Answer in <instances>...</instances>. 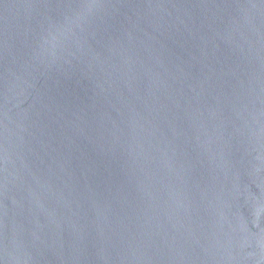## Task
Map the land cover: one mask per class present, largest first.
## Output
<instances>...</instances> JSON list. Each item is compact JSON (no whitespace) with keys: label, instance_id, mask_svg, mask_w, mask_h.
<instances>
[{"label":"water","instance_id":"1","mask_svg":"<svg viewBox=\"0 0 264 264\" xmlns=\"http://www.w3.org/2000/svg\"><path fill=\"white\" fill-rule=\"evenodd\" d=\"M0 264H264V0H0Z\"/></svg>","mask_w":264,"mask_h":264}]
</instances>
